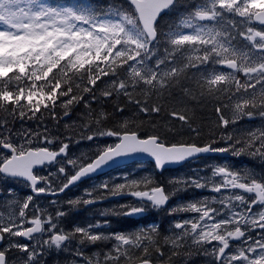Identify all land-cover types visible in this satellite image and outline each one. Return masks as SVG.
<instances>
[{
    "label": "snow or ice",
    "instance_id": "6c2138e0",
    "mask_svg": "<svg viewBox=\"0 0 264 264\" xmlns=\"http://www.w3.org/2000/svg\"><path fill=\"white\" fill-rule=\"evenodd\" d=\"M193 258L264 264V0H0V264Z\"/></svg>",
    "mask_w": 264,
    "mask_h": 264
},
{
    "label": "trees",
    "instance_id": "16d2710c",
    "mask_svg": "<svg viewBox=\"0 0 264 264\" xmlns=\"http://www.w3.org/2000/svg\"><path fill=\"white\" fill-rule=\"evenodd\" d=\"M54 2H58V3H63L64 0H54ZM103 2V0H102ZM201 115H207V113H203ZM29 125H25V127H28ZM31 127L35 128L36 125L35 124H32L30 125ZM235 160V163L236 164H240L241 163V159L240 158H232ZM158 177H160L158 174H157ZM122 202V201H121ZM85 213H87L85 210H84ZM94 219H97L99 218V215L98 214H94ZM112 219V227H116L117 230H128V227H130L125 220L123 219H120V218H115V217H112L110 218ZM161 219V212H153L152 215L149 217V220H146L147 222H152L153 220H160ZM124 224V228L121 229L119 228L118 226L120 225H123Z\"/></svg>",
    "mask_w": 264,
    "mask_h": 264
},
{
    "label": "rangeland",
    "instance_id": "374dc122",
    "mask_svg": "<svg viewBox=\"0 0 264 264\" xmlns=\"http://www.w3.org/2000/svg\"><path fill=\"white\" fill-rule=\"evenodd\" d=\"M82 147H83V145H82ZM244 159H246L247 161H248V158L247 157H245ZM135 167V166H134ZM202 168V167H201ZM111 174H115V173H111ZM168 173H165V175H167ZM201 174H204L203 172L201 173ZM78 194V193H77ZM175 199V198H174ZM109 203H115V202H110V201H105L104 202V204H102V205H105V204H108L107 206H110V204ZM84 209H78L77 210V213H78V215L77 216H79L81 213H80V211H83ZM94 250V249H93ZM66 257V254H63V253H61V259H63V258H65ZM68 258H70V257H68ZM193 264H201V261L199 260V259H197V258H193Z\"/></svg>",
    "mask_w": 264,
    "mask_h": 264
},
{
    "label": "water",
    "instance_id": "95a60500",
    "mask_svg": "<svg viewBox=\"0 0 264 264\" xmlns=\"http://www.w3.org/2000/svg\"><path fill=\"white\" fill-rule=\"evenodd\" d=\"M177 165H172V166H170V167H176Z\"/></svg>",
    "mask_w": 264,
    "mask_h": 264
},
{
    "label": "bare ground",
    "instance_id": "6f19581e",
    "mask_svg": "<svg viewBox=\"0 0 264 264\" xmlns=\"http://www.w3.org/2000/svg\"><path fill=\"white\" fill-rule=\"evenodd\" d=\"M206 116V115H205Z\"/></svg>",
    "mask_w": 264,
    "mask_h": 264
}]
</instances>
